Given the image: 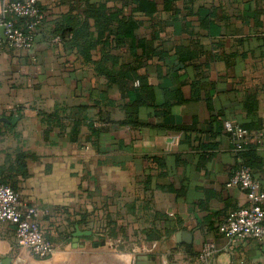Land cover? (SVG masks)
<instances>
[{"label": "crops", "instance_id": "1", "mask_svg": "<svg viewBox=\"0 0 264 264\" xmlns=\"http://www.w3.org/2000/svg\"><path fill=\"white\" fill-rule=\"evenodd\" d=\"M158 3L154 22L163 28L153 48L168 56L148 60L139 75L153 87L157 106L170 105L168 117L141 107L139 118L148 127L105 126L98 148L88 141V125L82 126L80 143L63 139L55 124L45 137L42 116L68 108L59 119L67 131L83 114L97 128L101 114L113 122L126 118L120 90L53 42L62 17L90 16L86 1L42 0L46 18L32 51L3 41L0 109L17 122L0 124V166L24 157L25 168L8 171L7 180L24 204L39 210L54 251L46 260L35 258L18 244L12 225L0 224V264H264V245L219 233L230 212L248 205L244 191L227 187L243 160L225 131L226 120L255 129L247 149L256 156L248 161L264 187V138L256 130L264 128V0H196L187 6L179 0L177 18L163 10V0ZM106 23L93 22L94 30ZM154 31L146 22L139 38L153 42ZM179 50L188 55L186 63ZM116 53L130 57L126 50ZM135 100L132 90L127 102ZM77 105L86 108L71 115L69 107ZM159 156L167 158L154 159ZM156 212L159 226L174 231L147 241L144 230ZM78 231L92 235L77 237ZM207 243L217 253L202 263Z\"/></svg>", "mask_w": 264, "mask_h": 264}, {"label": "trees", "instance_id": "2", "mask_svg": "<svg viewBox=\"0 0 264 264\" xmlns=\"http://www.w3.org/2000/svg\"><path fill=\"white\" fill-rule=\"evenodd\" d=\"M84 1L87 3V8L91 13L90 16L82 18L79 15L70 14L62 17L56 24L54 38L60 37L59 44H62L69 52L74 54L77 59L81 61L82 65L91 67L96 75L106 79L108 86H116L120 90L122 96L121 108L124 110L126 118L122 121L113 122L109 117L100 113L101 115L98 120L101 126L97 128L94 126L95 121L90 120L88 122L86 115L84 116L83 114L81 118L72 119L70 123L71 129L67 131V126L59 123V119L60 113L67 114L68 108L58 107L55 113H44L42 116L47 126L44 130L45 137L50 135L55 125H60L63 129V139L72 143H80L82 126L88 125L90 129L88 141L93 147L98 148L100 132L105 126L113 124L120 127H129L131 129L148 127V123L142 122L139 118V110L141 107H153L155 113L162 112L164 113V117L169 114L170 105L167 104L162 107L157 106L153 87L148 84L145 76L139 75V70L147 64L148 60L156 57H158L159 60H164L168 56V53H159L157 52L158 49L153 48V43L160 40L159 34L163 28L161 23L154 22L160 13L158 0ZM178 1L179 0H163V10L169 13L172 12L174 18H177V16L182 13L181 9L176 5ZM189 1L194 3L196 0H184L186 6L190 4ZM110 2H115L116 4L120 2L122 3V7L109 6ZM100 20H106L107 23L102 31H95L93 22ZM15 21L18 27L25 31L27 30L24 19H15ZM146 22H152V27L155 30L153 42L139 38L140 30L145 26ZM41 26L42 25H40L38 29ZM138 49L143 50L142 55L138 54ZM118 50L128 51L130 57L126 58L125 56L117 54L116 51ZM97 53L99 57L95 59L94 56L97 55ZM178 56L181 63H186V61H188V55H183L180 50ZM191 57H195V55ZM136 82H138V87H134ZM132 90L136 92V100L129 103L127 99ZM85 108L84 105L69 107L71 115L81 113ZM237 125L250 133L255 130L248 126H242L239 123H237ZM256 130L260 132L263 131L264 128H258ZM181 131L186 132L185 129H181ZM237 155L239 159L241 158L243 160V163L239 167L244 166L252 169V165L249 163L248 159H255L256 154L248 151L247 145L244 147V150L237 152ZM166 158L167 157L164 158L161 156L154 157L157 161H165ZM173 158L178 157L174 155ZM9 161L10 165L7 168H5V166H0V176L2 182L13 187L7 180L9 175L8 171H16V168H18L19 171L24 169V157L17 156L14 161ZM171 191H174L173 186H171ZM160 217V212H156L154 218H152L154 220H152L151 225L144 230L147 241L161 240L174 231L169 228H161L159 226ZM113 233L115 234L114 231Z\"/></svg>", "mask_w": 264, "mask_h": 264}, {"label": "built area", "instance_id": "3", "mask_svg": "<svg viewBox=\"0 0 264 264\" xmlns=\"http://www.w3.org/2000/svg\"><path fill=\"white\" fill-rule=\"evenodd\" d=\"M42 0H4L1 8L0 27L5 28L6 42L18 51H32L35 46V33L45 21L41 10ZM24 19L27 30L18 27L15 19ZM60 43V37L53 40ZM3 39L0 36V46ZM3 112L0 109V118ZM225 131L231 136L235 151L244 150L252 134L231 120L224 122ZM264 138V130L257 133ZM227 187H237L245 192L248 205L230 212L219 226V233L238 242L254 241L264 245V187L255 178L249 167L237 168L230 177ZM0 224H10L15 229L16 240L32 256L40 260L51 257L54 245L45 237L37 207L22 202L20 194L0 178ZM217 253L213 243L203 246L200 262L208 263Z\"/></svg>", "mask_w": 264, "mask_h": 264}, {"label": "water", "instance_id": "4", "mask_svg": "<svg viewBox=\"0 0 264 264\" xmlns=\"http://www.w3.org/2000/svg\"><path fill=\"white\" fill-rule=\"evenodd\" d=\"M0 36L1 38L3 39V41L6 42V36H5V28L3 26L0 27ZM9 123V124H15L17 122V118L15 117L12 121H9L8 119H6L5 117H1L0 118V124L1 123ZM0 134H1V128H0ZM81 235H84V236H90L92 235L91 232H79L75 235L77 237L81 236ZM10 264V263H9Z\"/></svg>", "mask_w": 264, "mask_h": 264}]
</instances>
